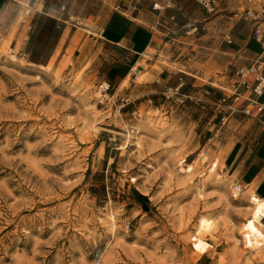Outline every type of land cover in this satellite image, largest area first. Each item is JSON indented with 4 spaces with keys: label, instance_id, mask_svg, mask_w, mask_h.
<instances>
[{
    "label": "rangeland",
    "instance_id": "1",
    "mask_svg": "<svg viewBox=\"0 0 264 264\" xmlns=\"http://www.w3.org/2000/svg\"><path fill=\"white\" fill-rule=\"evenodd\" d=\"M40 1L0 11V264H264L228 168L254 123L244 99L223 101L235 63L255 56L237 45L244 1L58 0L46 43ZM139 15L149 57L100 39Z\"/></svg>",
    "mask_w": 264,
    "mask_h": 264
},
{
    "label": "crops",
    "instance_id": "2",
    "mask_svg": "<svg viewBox=\"0 0 264 264\" xmlns=\"http://www.w3.org/2000/svg\"><path fill=\"white\" fill-rule=\"evenodd\" d=\"M11 2L12 0H0V11L8 9ZM40 2L42 15L39 14L38 19L44 16V22L41 25L39 37L41 36L44 41L39 42L46 43L51 38L54 27L49 18L50 13L58 0H41ZM138 20L140 15L134 18V21L138 22ZM143 24V21L135 23L126 17L117 16L101 30L99 37L108 45L118 46L123 52L128 51L129 54L143 56L151 49L154 38L153 29ZM37 42L38 40L35 45H38ZM237 45L254 55L261 52V46L255 42H249L247 37L246 39L238 38ZM260 102L264 105V97L260 99ZM246 119L254 122L251 135L244 142L238 140L229 157L228 168L232 171V176H236L237 181L246 189L255 184L256 194L264 198V111L258 118ZM254 134L255 138L252 140Z\"/></svg>",
    "mask_w": 264,
    "mask_h": 264
},
{
    "label": "built area",
    "instance_id": "3",
    "mask_svg": "<svg viewBox=\"0 0 264 264\" xmlns=\"http://www.w3.org/2000/svg\"><path fill=\"white\" fill-rule=\"evenodd\" d=\"M131 7L139 9L143 0H130ZM200 4L208 9L214 10L216 0H198ZM245 8L238 11L236 17L243 20L248 28V41L255 42L261 46V52L255 54L253 59L235 63L230 75V95H225L223 101L232 99L237 103L244 99L247 104L243 112L249 117L258 118L264 111V105L260 99L264 97V0H243ZM163 7L156 3L154 10L160 11ZM30 30H34L33 26ZM228 42L233 43L232 36H228ZM240 58V57H239ZM241 59V58H240ZM109 89V86L106 90ZM244 95L247 97L244 98ZM242 187L241 185H238ZM130 225L127 226L129 228Z\"/></svg>",
    "mask_w": 264,
    "mask_h": 264
},
{
    "label": "bare ground",
    "instance_id": "4",
    "mask_svg": "<svg viewBox=\"0 0 264 264\" xmlns=\"http://www.w3.org/2000/svg\"><path fill=\"white\" fill-rule=\"evenodd\" d=\"M29 5V4H28ZM6 49V48H5ZM8 54L11 55L13 60H17V51H15L12 47H8ZM19 53V52H18ZM149 50L143 55L144 57H149ZM145 61V60H144ZM196 161L190 163L186 168L185 171L187 174H192L195 170ZM219 165L218 161H214L210 167V173L216 171ZM236 190L233 192L235 198H239L243 195L248 200L251 210L246 214V219L242 224V238L246 248L254 251H260L264 248V198L258 196L255 192V184L243 190L242 187L237 186L235 187ZM201 195V194H200ZM112 220V228L116 231L117 228V221L114 214L111 215ZM216 225V222L210 218L205 217L200 224V238L203 241L204 234L209 232L213 226Z\"/></svg>",
    "mask_w": 264,
    "mask_h": 264
}]
</instances>
